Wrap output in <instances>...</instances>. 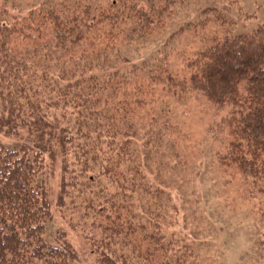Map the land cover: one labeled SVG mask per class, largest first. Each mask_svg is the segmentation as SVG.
<instances>
[{"label":"trees","instance_id":"16d2710c","mask_svg":"<svg viewBox=\"0 0 264 264\" xmlns=\"http://www.w3.org/2000/svg\"><path fill=\"white\" fill-rule=\"evenodd\" d=\"M174 4L0 0V135L28 137L14 148L0 140V264L77 260L65 237L52 245L46 235L45 174L58 160V206L79 197L102 219L100 235L89 239L100 264L193 259L206 220L189 190L192 172L170 167L174 154L163 143L176 127L152 102L157 95L200 93L231 106V140L218 161L253 187L251 198L264 194V27L198 52L182 78L162 64L160 50L146 70L150 63L133 62L138 50L129 45L146 43ZM258 248L264 261V238Z\"/></svg>","mask_w":264,"mask_h":264},{"label":"rangeland","instance_id":"374dc122","mask_svg":"<svg viewBox=\"0 0 264 264\" xmlns=\"http://www.w3.org/2000/svg\"><path fill=\"white\" fill-rule=\"evenodd\" d=\"M173 1V8L162 18L161 26L154 27L149 40L129 45L138 50L132 55L133 62L150 63L146 70L152 68L151 58L160 50L162 64L174 76L182 78L188 75L184 74L185 67L198 52L225 37L264 27V0ZM157 97L159 101L152 102L167 108L169 124L176 127L163 143L174 154L168 160L170 167L192 172L189 190L200 200V210L197 209H202L203 216H200L206 220L203 228H199L203 230L202 236L192 243L194 257L187 264H263L258 246L264 238V194L257 193L255 199L251 198L249 193L253 187L231 166L224 167L218 161L231 140L227 127L231 106L217 107L200 93L182 98L170 94L165 100L160 95ZM148 111L149 106L143 112ZM0 140L8 148L28 143L26 133L22 138L0 135ZM45 175L52 207V219L47 223L48 242L56 245L57 239L63 236L77 254L74 264H100L89 239L100 235L97 228L102 219L94 221L93 212L86 210L79 197L67 199L64 206H58L60 160L53 173L49 170ZM176 191L174 195L181 197V192L177 188Z\"/></svg>","mask_w":264,"mask_h":264}]
</instances>
